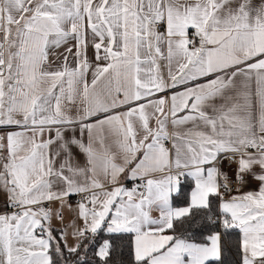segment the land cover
Masks as SVG:
<instances>
[{
	"label": "snow or ice",
	"instance_id": "snow-or-ice-1",
	"mask_svg": "<svg viewBox=\"0 0 264 264\" xmlns=\"http://www.w3.org/2000/svg\"><path fill=\"white\" fill-rule=\"evenodd\" d=\"M0 264H264V0H0Z\"/></svg>",
	"mask_w": 264,
	"mask_h": 264
},
{
	"label": "crops",
	"instance_id": "crops-1",
	"mask_svg": "<svg viewBox=\"0 0 264 264\" xmlns=\"http://www.w3.org/2000/svg\"><path fill=\"white\" fill-rule=\"evenodd\" d=\"M61 51H62V49H61ZM252 186L254 187V185H252ZM57 227H59V225H57ZM69 243H72L71 239L69 240Z\"/></svg>",
	"mask_w": 264,
	"mask_h": 264
}]
</instances>
